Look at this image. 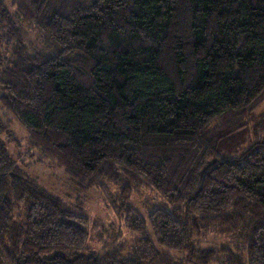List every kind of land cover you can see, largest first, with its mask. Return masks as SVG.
<instances>
[{"label": "trees", "instance_id": "1", "mask_svg": "<svg viewBox=\"0 0 264 264\" xmlns=\"http://www.w3.org/2000/svg\"><path fill=\"white\" fill-rule=\"evenodd\" d=\"M0 89L40 158L82 195L119 186L144 235L92 250L90 219L24 175L0 119V264H264V0H0ZM133 186L166 203L148 225ZM211 228L245 249L200 248Z\"/></svg>", "mask_w": 264, "mask_h": 264}, {"label": "rangeland", "instance_id": "2", "mask_svg": "<svg viewBox=\"0 0 264 264\" xmlns=\"http://www.w3.org/2000/svg\"><path fill=\"white\" fill-rule=\"evenodd\" d=\"M8 4L12 0H7ZM21 29L25 37V43L31 51L42 50L44 40L38 30L32 26L21 23ZM3 57L11 61L14 59L12 48H3ZM0 89V95H1ZM257 120L264 116V101L256 111ZM0 119L10 125L11 133L4 138L6 147L23 170L24 175L36 180L44 189L58 196L66 206L67 210L77 215H83L90 219L89 226V246L96 252L103 248L102 241H115V244L130 250L139 245L144 235L129 230L125 217L121 218L114 207V202L120 191V187L107 183L104 194L99 190H90L86 195H82L76 184L60 168L45 162L41 159L39 149L34 148L29 140V134L23 125L10 113L4 110L0 103ZM253 136L264 137V131H255ZM134 187V186H133ZM134 194L131 200L132 206L140 213V216L149 223L148 216L152 210L158 207H166L165 201L150 188L134 187ZM15 213V221L22 223L21 218ZM147 236L153 237L148 228ZM202 238L197 240L198 246L204 249H218L222 247L239 246L244 250L246 245L237 237L220 234L215 228L203 231ZM112 238V239H111ZM244 254V252H240Z\"/></svg>", "mask_w": 264, "mask_h": 264}]
</instances>
